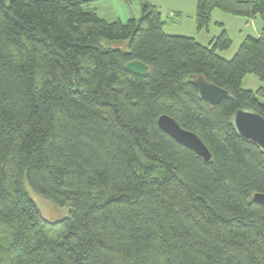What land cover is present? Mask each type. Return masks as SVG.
<instances>
[{"label":"trees","instance_id":"obj_1","mask_svg":"<svg viewBox=\"0 0 264 264\" xmlns=\"http://www.w3.org/2000/svg\"><path fill=\"white\" fill-rule=\"evenodd\" d=\"M96 1L0 0V264H264V156L230 123L264 117V88H243L264 81V27L227 60L226 31L203 46L167 34L149 0L126 23ZM215 10L264 25V0H197L198 32ZM198 77L229 96L212 107ZM162 115L211 161L163 132ZM29 190L69 214L46 220Z\"/></svg>","mask_w":264,"mask_h":264},{"label":"water","instance_id":"obj_2","mask_svg":"<svg viewBox=\"0 0 264 264\" xmlns=\"http://www.w3.org/2000/svg\"><path fill=\"white\" fill-rule=\"evenodd\" d=\"M127 69L137 75L148 74V67L141 62L135 61L127 66ZM195 85L200 96L212 107H216L223 99L229 96L227 90L219 88L207 82L203 77H198ZM231 126L236 135L243 141L253 144L264 156V117L254 110H238L231 118ZM159 128L182 146L192 150L205 162H210L212 155L194 132L182 128L173 118L162 115L158 119ZM254 200L264 203V194H256Z\"/></svg>","mask_w":264,"mask_h":264},{"label":"crops","instance_id":"obj_3","mask_svg":"<svg viewBox=\"0 0 264 264\" xmlns=\"http://www.w3.org/2000/svg\"><path fill=\"white\" fill-rule=\"evenodd\" d=\"M243 1H256V0H243ZM126 2L129 4L132 3V6H133V9H132L133 11L129 13V17H130L129 20H132V19L139 20L142 17V7H141L140 0H126ZM149 2L152 6L156 7L158 12L161 14L162 19L166 23L165 30L167 27H176L178 29H181L177 31L178 32L177 34H173V33L170 34L165 31L169 35L191 37V38H194L201 45L209 46L212 43V41L215 40L223 31H226L227 34L230 36V38L233 40L232 36L230 35V23L232 19L225 17V15H228V14L224 13L225 15H219V13H217L218 14L217 17L221 16V17H218L219 18L218 19L215 17L216 15V10H215L213 12L212 22L210 24L208 31L198 32L196 28L197 0H149ZM91 8L96 10V12L101 18H103L104 20L110 23L118 22V21L122 22V19L110 20L101 15V11L106 9V0H97L96 2L92 4ZM228 16H231V15H228ZM234 17H237V16H234ZM243 19L246 22L245 23L246 27H249V26L252 27L254 25L256 27L254 29L253 34L249 33L246 36L244 35L241 36L243 39L242 42L247 36H250V35L251 36H261L264 25L260 29L259 26H262V25H259V22H260L259 18L257 19L243 18ZM123 23H126V22H123ZM220 24L223 25V28L219 27ZM188 27L190 29L191 28L194 29L197 37L192 36L191 33L186 34V32H184L185 29H187ZM203 34L206 35L205 41L203 40ZM198 38H200V40H198ZM227 52L229 53V51H226V52L220 53V55L221 57L227 60H230V57L228 56ZM243 88L246 89L244 87V83H243ZM261 88H264V87H261ZM251 91L256 92L254 90H251Z\"/></svg>","mask_w":264,"mask_h":264},{"label":"rangeland","instance_id":"obj_4","mask_svg":"<svg viewBox=\"0 0 264 264\" xmlns=\"http://www.w3.org/2000/svg\"><path fill=\"white\" fill-rule=\"evenodd\" d=\"M132 9H133L132 3L129 4L126 2V0H106V9L101 11V15L110 20L122 19V22H127L129 21L130 18L129 13L133 11ZM217 13H219V15H225L224 13H221L219 10H216V15H215L216 18L221 17V16L217 17L218 15ZM225 17L232 19L230 23V35L233 38V44L231 49L229 50V53L227 52L231 60L235 56L241 45V42L243 40L241 36L242 35L246 36L249 33L253 34L256 26L254 25L252 27L251 26L246 27L245 25L246 22L241 17H234V16L231 17L228 15H225ZM259 21H260L259 25H262L259 26L261 29V27H263V23L260 19ZM179 30L181 29H178L176 27H167L165 31L170 34L171 33L177 34L178 33L177 31ZM184 32H186V34L191 33L192 36L197 37L196 32L194 31L193 28L190 29L188 27L187 29H185ZM205 39H206V35L203 34V40L205 41ZM198 40H200V38H198ZM110 46L113 49L128 51L129 42L128 41L112 42ZM244 87L246 88V90L257 91L259 88L264 87V81H260L256 76L249 75L244 80ZM29 194L33 199V201L35 202L36 206L38 207L42 217L45 218L46 220L48 221L61 220L69 214V210H70L69 205L64 208L58 207L54 202L35 194L31 190H29Z\"/></svg>","mask_w":264,"mask_h":264}]
</instances>
